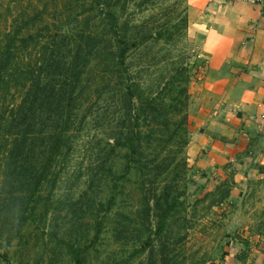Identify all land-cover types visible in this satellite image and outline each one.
Wrapping results in <instances>:
<instances>
[{
  "label": "rangeland",
  "instance_id": "374dc122",
  "mask_svg": "<svg viewBox=\"0 0 264 264\" xmlns=\"http://www.w3.org/2000/svg\"><path fill=\"white\" fill-rule=\"evenodd\" d=\"M191 6L0 0V264H227L264 235V161L193 148L214 110Z\"/></svg>",
  "mask_w": 264,
  "mask_h": 264
},
{
  "label": "crops",
  "instance_id": "0c3cea01",
  "mask_svg": "<svg viewBox=\"0 0 264 264\" xmlns=\"http://www.w3.org/2000/svg\"><path fill=\"white\" fill-rule=\"evenodd\" d=\"M191 2L198 14L193 32L202 37L208 65L203 88L214 110L193 148L211 156L207 147L214 141L221 157H241L240 172L256 176L255 164L264 161V13L246 0ZM226 261L264 264V235L235 238Z\"/></svg>",
  "mask_w": 264,
  "mask_h": 264
},
{
  "label": "trees",
  "instance_id": "16d2710c",
  "mask_svg": "<svg viewBox=\"0 0 264 264\" xmlns=\"http://www.w3.org/2000/svg\"><path fill=\"white\" fill-rule=\"evenodd\" d=\"M105 16H106V18H108L110 20V22H111L110 27H111L113 33L117 36L118 45L120 46L119 63L124 64L125 55L128 51L129 45L127 43V40L122 36L120 31L118 30V27L116 25V16L111 11H107ZM98 224H99V222H98ZM163 227H164V223H163V221H161L159 224L158 232H160L163 229ZM97 231H99V229ZM71 253H72L73 260H74V264H83V258L81 256V249L72 248Z\"/></svg>",
  "mask_w": 264,
  "mask_h": 264
},
{
  "label": "built area",
  "instance_id": "2783aa9c",
  "mask_svg": "<svg viewBox=\"0 0 264 264\" xmlns=\"http://www.w3.org/2000/svg\"><path fill=\"white\" fill-rule=\"evenodd\" d=\"M246 1H251L253 3H257L261 5L262 11L264 13V0H246Z\"/></svg>",
  "mask_w": 264,
  "mask_h": 264
}]
</instances>
